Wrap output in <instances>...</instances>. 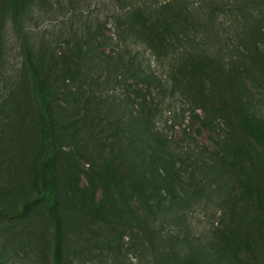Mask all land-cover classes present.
<instances>
[{"label":"rangeland","instance_id":"obj_1","mask_svg":"<svg viewBox=\"0 0 264 264\" xmlns=\"http://www.w3.org/2000/svg\"><path fill=\"white\" fill-rule=\"evenodd\" d=\"M17 1L25 14L19 28L9 20L10 0H0V264H58L59 259L63 264H147L150 238L135 228L129 213L132 196L122 151L111 133L102 132L113 115L124 114L127 106L133 111L140 100L132 89L111 83L102 118L97 110L83 108L85 89L80 104L70 98L80 89L79 82L69 83L68 104L61 102L58 109L57 163L49 172L40 163L42 123L24 53L30 42L44 47L46 60H75L67 43L71 30L103 16L104 5L112 10L114 0ZM113 32L109 24L105 34L114 37ZM258 57L259 67L242 74V80L264 94L263 45ZM210 78H197L195 88L226 98L227 78L219 73ZM154 98L160 105L161 98ZM185 109L164 113L161 127L171 146L192 153L187 165L178 167L186 189L179 198L188 211L178 227L194 252L187 264H222L227 251L244 247L246 264H264V143L238 129H227L229 136L220 140L201 123L202 110L187 114L180 125ZM49 180L60 200L57 219L42 196ZM105 239L119 242L121 252H112L101 242ZM212 242H217L214 254L193 248L203 250ZM155 244L169 253V243Z\"/></svg>","mask_w":264,"mask_h":264},{"label":"trees","instance_id":"obj_2","mask_svg":"<svg viewBox=\"0 0 264 264\" xmlns=\"http://www.w3.org/2000/svg\"><path fill=\"white\" fill-rule=\"evenodd\" d=\"M69 3L73 5L74 0ZM104 6L103 16L89 19L67 34V43L75 50L73 61L46 60L44 47L25 43L26 68L42 123L40 163L49 172L56 166L58 109L61 102L68 104L69 83L79 82L80 89L70 98L80 104L85 89L88 96L83 108L97 110L102 118L103 107L109 105V100H104L109 84L126 87L128 92L132 89L140 103H133V111L127 106L124 114L113 115L108 131H102L111 133L122 151L132 196L131 219L135 228L150 238L147 264L191 263L194 252L189 237L184 238L178 227L188 213L179 198L186 189L178 167H185L192 153L169 144L161 127L164 113L172 115L186 107L183 119L177 115L182 125L187 114L202 110L201 123L220 140L229 136L227 129H238L264 143V94L242 80V74L259 67L264 0H114L112 10ZM9 12L11 23L22 27L25 14L17 0H10ZM109 24L114 37L105 34ZM218 73L229 81L227 97L208 93L212 100H207L194 81ZM154 96L161 98L160 105ZM42 196L57 219L60 200L51 180L45 183ZM108 241L101 242L109 244L112 252H121L119 242ZM156 242L169 243V253L160 251ZM215 245L217 242L203 250L193 248L214 254ZM245 249L227 251L219 260L222 264H246ZM58 264H63L60 259Z\"/></svg>","mask_w":264,"mask_h":264}]
</instances>
